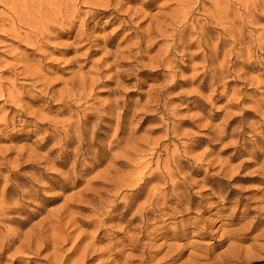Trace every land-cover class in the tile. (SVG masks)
<instances>
[{"label":"rangeland","instance_id":"374dc122","mask_svg":"<svg viewBox=\"0 0 264 264\" xmlns=\"http://www.w3.org/2000/svg\"><path fill=\"white\" fill-rule=\"evenodd\" d=\"M0 264H264V0H0Z\"/></svg>","mask_w":264,"mask_h":264}]
</instances>
